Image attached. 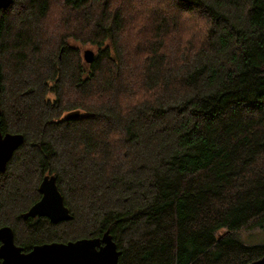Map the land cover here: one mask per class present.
I'll return each instance as SVG.
<instances>
[{
	"label": "trees",
	"instance_id": "trees-1",
	"mask_svg": "<svg viewBox=\"0 0 264 264\" xmlns=\"http://www.w3.org/2000/svg\"><path fill=\"white\" fill-rule=\"evenodd\" d=\"M0 127L23 136L0 171V227L25 252L108 230L116 264L264 254L238 238L264 231V0H12ZM45 174L68 220L22 217Z\"/></svg>",
	"mask_w": 264,
	"mask_h": 264
},
{
	"label": "water",
	"instance_id": "water-1",
	"mask_svg": "<svg viewBox=\"0 0 264 264\" xmlns=\"http://www.w3.org/2000/svg\"><path fill=\"white\" fill-rule=\"evenodd\" d=\"M11 2L12 0H0V10ZM93 58L94 52L91 49L83 51L84 62L91 63ZM77 113L78 111H72L65 115L68 117ZM22 140L20 133L0 131V171L4 170L7 160ZM55 179L54 174H45L40 179V197L21 214L24 219L46 217L50 222L57 223L71 217ZM12 232L8 226L0 227V264H116L120 254L117 243L108 230L100 237L36 244L26 252L14 243ZM247 264H264V254Z\"/></svg>",
	"mask_w": 264,
	"mask_h": 264
},
{
	"label": "rangeland",
	"instance_id": "rangeland-1",
	"mask_svg": "<svg viewBox=\"0 0 264 264\" xmlns=\"http://www.w3.org/2000/svg\"><path fill=\"white\" fill-rule=\"evenodd\" d=\"M67 43L72 44V45L79 48L78 50H80V54H81L82 59H83V51L85 49H91L94 52V58H95V56H97L98 49H97L96 45L94 46V45H91L89 43L83 44V43H81L77 40H74V39L67 40ZM83 62H84V59H83ZM86 64H90V63H86ZM29 189H30V187H28V191H29ZM37 191H38V189H37ZM31 218H34V217H31ZM238 238H240L246 244H264V231L259 229V228H252V229L241 232L239 234Z\"/></svg>",
	"mask_w": 264,
	"mask_h": 264
},
{
	"label": "bare ground",
	"instance_id": "bare-ground-1",
	"mask_svg": "<svg viewBox=\"0 0 264 264\" xmlns=\"http://www.w3.org/2000/svg\"><path fill=\"white\" fill-rule=\"evenodd\" d=\"M16 148H17V147H16ZM14 150H15V149H14ZM14 150H13V151H14ZM7 161H8V160H7Z\"/></svg>",
	"mask_w": 264,
	"mask_h": 264
},
{
	"label": "flooded vegetation",
	"instance_id": "flooded-vegetation-1",
	"mask_svg": "<svg viewBox=\"0 0 264 264\" xmlns=\"http://www.w3.org/2000/svg\"><path fill=\"white\" fill-rule=\"evenodd\" d=\"M4 133V132H3Z\"/></svg>",
	"mask_w": 264,
	"mask_h": 264
}]
</instances>
